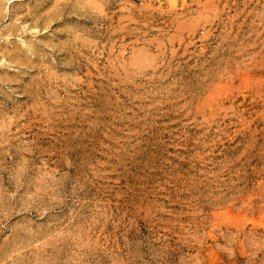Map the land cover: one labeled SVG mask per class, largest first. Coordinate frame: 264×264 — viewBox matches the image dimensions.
I'll return each mask as SVG.
<instances>
[{
    "label": "rangeland",
    "instance_id": "obj_1",
    "mask_svg": "<svg viewBox=\"0 0 264 264\" xmlns=\"http://www.w3.org/2000/svg\"><path fill=\"white\" fill-rule=\"evenodd\" d=\"M0 264H264V0H0Z\"/></svg>",
    "mask_w": 264,
    "mask_h": 264
}]
</instances>
